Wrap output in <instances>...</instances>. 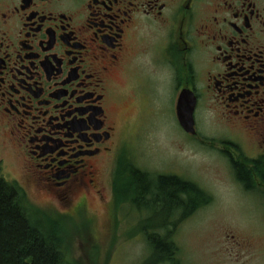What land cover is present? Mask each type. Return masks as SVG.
<instances>
[{
  "label": "flooded vegetation",
  "instance_id": "1",
  "mask_svg": "<svg viewBox=\"0 0 264 264\" xmlns=\"http://www.w3.org/2000/svg\"><path fill=\"white\" fill-rule=\"evenodd\" d=\"M183 92L195 102V133L177 120L184 140L220 146L264 209V182L237 175L264 161V0H0V146L64 208L84 209L107 186L115 207L110 172L137 169L128 134Z\"/></svg>",
  "mask_w": 264,
  "mask_h": 264
},
{
  "label": "rangeland",
  "instance_id": "2",
  "mask_svg": "<svg viewBox=\"0 0 264 264\" xmlns=\"http://www.w3.org/2000/svg\"><path fill=\"white\" fill-rule=\"evenodd\" d=\"M163 106L166 117L152 120L147 130L130 132L124 148L142 172L179 175L210 198L209 204L188 217L165 215L167 222H172L165 229L172 232L180 264H264L263 199L243 192L234 183L219 154L220 146L214 144L217 148L210 149L184 140L175 97L167 98ZM0 161L5 179L21 188L27 206L41 212L35 221L62 237L68 264H144L148 259L150 251L139 232L149 216L143 212L137 215L128 205L109 206L107 183L103 197L91 194L84 209L74 211L38 191L32 181L21 179L22 167L13 152L1 146ZM78 201L76 197L74 204ZM157 228L162 235L168 231Z\"/></svg>",
  "mask_w": 264,
  "mask_h": 264
},
{
  "label": "trees",
  "instance_id": "3",
  "mask_svg": "<svg viewBox=\"0 0 264 264\" xmlns=\"http://www.w3.org/2000/svg\"><path fill=\"white\" fill-rule=\"evenodd\" d=\"M242 168L237 175L247 187V175L264 182V161L253 162L249 171ZM2 172L0 161V264H68L62 237L35 221L41 212L27 206L21 188L6 180ZM154 181L131 163L117 167L113 184L115 208L127 204L146 208L149 218L139 232L145 236L150 251L144 264H180L172 232L156 222L163 221L180 205L189 210L182 217H188L195 203H199L197 207L205 206L210 198L198 185L184 179L160 177ZM157 226L168 231L162 235L156 232Z\"/></svg>",
  "mask_w": 264,
  "mask_h": 264
},
{
  "label": "water",
  "instance_id": "4",
  "mask_svg": "<svg viewBox=\"0 0 264 264\" xmlns=\"http://www.w3.org/2000/svg\"><path fill=\"white\" fill-rule=\"evenodd\" d=\"M195 109L194 100L190 99L185 92L181 93L176 106V115L180 127L188 134H194L193 113Z\"/></svg>",
  "mask_w": 264,
  "mask_h": 264
}]
</instances>
